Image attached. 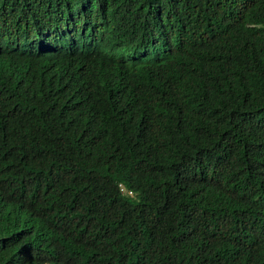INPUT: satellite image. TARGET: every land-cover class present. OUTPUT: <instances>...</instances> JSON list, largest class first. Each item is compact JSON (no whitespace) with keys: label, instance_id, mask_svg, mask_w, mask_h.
Returning a JSON list of instances; mask_svg holds the SVG:
<instances>
[{"label":"trees","instance_id":"trees-1","mask_svg":"<svg viewBox=\"0 0 264 264\" xmlns=\"http://www.w3.org/2000/svg\"><path fill=\"white\" fill-rule=\"evenodd\" d=\"M0 264H264V0H0Z\"/></svg>","mask_w":264,"mask_h":264}]
</instances>
